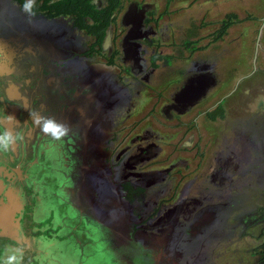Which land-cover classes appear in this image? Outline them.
<instances>
[{
  "label": "rangeland",
  "instance_id": "rangeland-1",
  "mask_svg": "<svg viewBox=\"0 0 264 264\" xmlns=\"http://www.w3.org/2000/svg\"><path fill=\"white\" fill-rule=\"evenodd\" d=\"M227 13H236L240 18L251 15L254 19L233 24L221 39L213 41L212 33ZM173 19L178 27L176 43L172 45L170 41L171 46L167 48L173 58L168 55L170 66L158 70L156 80L152 82L154 86L141 89V96L147 100H140L137 109H131L127 117V109L122 110L120 123L106 118L105 137L113 141L111 146L115 145L116 151L109 156L101 152L100 160L93 159L92 162L93 170L96 167L105 169L103 179L86 188L89 189L87 193L80 194V190L76 197H70V189L60 194H67L77 207L73 210H82L89 223L95 224L94 229L98 232L93 229L94 245L100 244L105 251L102 264H124L122 251L137 256L133 264L140 261V252L129 236L130 229L136 225L140 229V243L146 244L147 240L140 232L147 231L150 240L159 245L160 248L155 250L158 264H261L259 246L264 241V220L261 218L264 213V0H198L185 15ZM190 22L196 27L195 35H192ZM185 37L197 39L203 48L190 53L182 47ZM198 68L207 78L204 96L179 119L174 111L168 118L162 109ZM178 77L181 79L178 85L168 84ZM130 90L136 99V88L131 85ZM222 101L225 116H219L216 121L209 120L206 113ZM102 114L109 116L107 109ZM137 135L144 138L133 143L131 139ZM126 146V157L138 154V147L153 148L155 155L150 160L134 165L137 171L156 178L148 187L151 193L160 191L159 198L165 201L158 202L162 204L161 208L178 202H192L173 223L167 222L156 228H147L148 223L143 226L134 223L140 216V206L144 205V199L139 195L141 189L134 187V177H130L131 186L117 173L114 176L108 174L109 162H114L116 153ZM76 171L73 173L78 176ZM125 174L126 171L123 176ZM108 181L116 187V194L111 198L107 197ZM137 182L141 183L140 180ZM136 194L137 205L132 209L128 204L135 202L132 198ZM53 196H50L51 200L60 205L57 219L61 220L63 200ZM50 198L40 199L44 204L42 211L45 212V206L49 210V203H53ZM114 198L119 200L124 211L123 228L113 217L120 211ZM190 198H197V201ZM31 202L34 206V201ZM153 220L155 218L150 222ZM66 222L76 225L75 221ZM170 226L171 231L167 230ZM74 229L84 231L80 227ZM167 236L170 237L169 250L163 247ZM79 239L84 244L83 238ZM85 239L89 243L93 241L92 238ZM84 247L86 249V245ZM87 248L91 251L93 245L88 244ZM90 264L95 263L90 261Z\"/></svg>",
  "mask_w": 264,
  "mask_h": 264
},
{
  "label": "flooded vegetation",
  "instance_id": "flooded-vegetation-1",
  "mask_svg": "<svg viewBox=\"0 0 264 264\" xmlns=\"http://www.w3.org/2000/svg\"><path fill=\"white\" fill-rule=\"evenodd\" d=\"M42 17L43 15L38 14L29 18L21 10V5L17 0H0V42L10 44L14 48V54L12 51L10 55L7 53L4 55L0 52V62L4 61L5 63H2L5 66L4 69L0 70V133L7 129L19 136L12 149L0 152V264H6L7 258L12 255L20 259V264H43L44 262H46L45 264H53V262L75 264L71 251L73 252L76 248L78 254L75 253V250L74 254H77L79 259H84L86 257L84 246L88 244L85 237L92 238L93 241L90 244L101 253H99L100 256L98 254V259L100 257L101 260L102 255L105 256L104 249L99 247L100 244L94 245L96 238L92 232L94 230L98 232L97 229H94L96 228L95 224L89 223L88 217L83 215L82 210L74 211L73 207H77L70 199L72 196L76 197L80 190V194L87 193L89 189L86 188L96 184L103 177L102 173L105 169L100 170L96 167L97 169L94 168L95 170H93V159L100 160L101 152L109 156L113 150V152L116 151L115 145L111 146L113 141L105 137L107 131L106 118L120 123L123 118V113L120 112L126 108L125 117H127L131 113V109H137L140 100H147V97L141 96V89L154 86L152 82L156 80L155 70L158 67L150 66V47L140 39L142 35L138 34L139 39L136 43L131 42L126 37L124 28L118 26L114 29L111 28L113 44L109 49L102 47L98 53L88 52L90 57L87 52L76 54V57L73 56L74 60L71 58L70 50L66 51L64 56L66 61L71 59V62L77 66L73 73L68 71V65L63 57L51 61L46 60L48 57L39 56V60L45 58V61L38 62V58L33 59L34 55L30 54V51H26L25 47L29 42L32 43L33 37L47 35L48 29L46 27L51 25L42 21ZM50 36V40L55 42L56 47L62 46L64 43L55 36ZM7 56L8 58L12 57V59L4 60L3 58ZM79 56L83 61L78 60ZM94 57L104 58L106 66H119L121 69H127V72L124 71L126 75L124 74L116 80L110 77L104 78L107 76L105 73H108V69H104V77H102L100 71L90 69L88 59ZM162 66L168 65L163 64ZM200 69L198 68L195 75H189L187 82L172 95L171 102L162 109L165 116L170 118L174 111L176 119H179L191 108L190 106L195 105L204 96L208 83ZM74 75H78L80 79ZM111 75L109 73L108 76ZM49 78H57L58 80L53 81V85H51ZM179 78L168 84H177L181 80ZM121 83L122 85H118ZM131 85L136 88V99L132 97ZM11 86L19 88V97L11 98L9 96L8 92ZM25 98L29 104L33 102L32 107L26 109ZM110 98L113 99V104L108 103ZM153 108L154 105L151 110ZM105 109L108 110V117L106 114H102ZM33 111L67 122L71 125V133L60 141L53 140L50 136L42 133L34 123L33 117L30 116ZM9 115L14 118L9 119ZM152 116L156 118L154 114ZM178 121L180 122V120ZM79 134L81 140L78 142L82 141L90 145L86 147H90V150L84 154L85 158L84 155L76 151L77 149L74 150L75 146L71 144V141L76 140V135ZM143 138V136L137 135L131 141L134 143L136 139ZM127 147L116 153L114 162H109L111 165L108 168L110 170L108 174L114 176L117 173L118 177L119 175L122 177L123 182L130 185V177H134L135 179H132L134 187L141 189L139 195H141L142 200L144 199L141 200L144 205L140 206V216L134 223H140L139 226L148 223L147 228L151 226L156 228L167 222L173 223L178 215L186 212L188 205L192 202H178L172 206L161 208L162 204L158 202L165 201L159 198L160 191L151 193L148 187L156 178L137 171V166L134 165L137 162H144L146 159L150 160L155 155L152 152L153 148L138 147L137 156L126 157ZM91 155L94 157L90 158ZM75 170H77L78 176L74 175ZM125 171L127 174L123 176ZM70 177L71 180H69ZM64 180H67L68 183L71 182L69 187L71 198L65 193L60 194L62 191L69 190H65L67 185L61 184V181ZM137 180H140L141 183ZM108 182L106 185L107 190H109L107 197L111 198L116 194V187L111 181ZM121 191H123L122 188ZM52 194L56 198L60 196L63 200L60 210L62 213L61 220L57 219L60 205L56 203L57 201L51 200ZM41 196L48 200L50 198L53 203L50 205L48 202L49 209H51L49 219L37 221L33 214L36 210V216L39 219L42 218V214L44 216L49 211L47 206H45V212L41 210L44 206L40 202V199H43ZM137 196L138 194L133 196L134 199L132 198L135 202L128 204L131 205L132 209L137 205ZM190 199L197 201V198ZM31 201H34V206H32ZM118 201L114 198L115 205L120 211L113 217L114 220H118L117 225L119 224L123 228L121 221L124 211ZM148 202L151 203L147 204ZM134 209L137 211V207ZM154 218L155 220L150 222ZM66 221H75L76 225L71 226ZM123 221L125 222V220ZM78 227L84 231L78 232L74 229ZM136 227L138 225L129 231L131 241L140 252V261L136 264H158L159 257L155 250L160 248L159 245L150 240L147 231L140 232L141 236L147 240L146 244L140 243V229ZM171 227L167 230L171 231ZM48 229L54 231H48ZM161 232L163 231L161 230ZM79 237L83 238L84 244ZM169 240L170 237L167 236L164 246L162 245L164 249H170V246L167 247ZM47 246L50 247V250H47ZM121 254L124 264H133V260L138 259L135 254L131 255L127 251H122ZM75 260L78 259L75 258ZM114 261H116L115 258L113 263Z\"/></svg>",
  "mask_w": 264,
  "mask_h": 264
},
{
  "label": "crops",
  "instance_id": "crops-1",
  "mask_svg": "<svg viewBox=\"0 0 264 264\" xmlns=\"http://www.w3.org/2000/svg\"><path fill=\"white\" fill-rule=\"evenodd\" d=\"M197 1L198 0H126L124 2L122 9L117 15V20H116L115 25L112 27L113 29L116 26L124 28L125 33L127 35L126 37L128 38V40L131 42L134 41L135 43L139 39L138 34L139 35L141 34L142 36L140 37V39L144 42V44L146 45L148 44V46L150 47L149 48L150 49V52H149L150 66L153 67L154 65V66H157L159 69H161L164 67L162 66L163 64L170 66L169 65L170 62H167L168 55L171 58H173L172 54L167 53V48H169L171 44L173 45L176 43L175 38L177 35L176 31L178 30V27L175 26L176 23L174 22L175 20L173 19V17H176L177 15H185L186 11H188L192 7V5L196 4ZM185 5L187 7H185ZM42 21H46L49 23V25H51V26L46 27L48 29L46 31L47 35L33 37V40H31L32 43L29 42V44H27V46L25 47L26 51H30V54L34 55L33 59L38 58L37 60L38 62H43L45 61V58H43L42 60L41 59L39 60V56L48 57L46 58V60H51V61H55L56 59H59V58L61 59L63 57V59L66 61V58L64 56L66 55V51L68 50H70V52L72 53L71 58H73V56H75L76 54L79 55L84 52L85 53L87 52V55L89 56L88 52L90 49L91 37L87 35L84 30L74 27L73 18L71 16H58V17H54V18L52 17V18L46 19V17L43 15ZM189 25L191 27L190 29L191 30L193 29L192 35H195V30H196L195 25L192 22H190ZM77 34L79 35V37L76 36ZM50 35L55 36L58 40L64 41L62 46L59 45L58 47H56L55 42L50 40V37H51ZM187 40L194 41V42L198 41L197 39H191V38L187 39L185 37L183 38V41H182L183 48H185L184 43ZM170 41H171V44H170ZM71 49H73V51H71ZM11 51L14 54V48L10 44L0 42V52H2L3 54L7 53L8 55H10L12 54ZM98 52L100 51H97L94 53H98ZM156 56H158V58L155 60ZM3 59L4 60L12 59V57L8 58L7 56V57H4ZM72 60H74V58ZM78 60H82V58H80L79 56ZM88 61H89L90 69L91 70L97 69V72L100 71V74L102 75V77H104L103 70L108 69V73L107 72H106L107 74L105 73V76L106 75L107 76L104 78L110 77L116 80L125 74L124 71L127 72V69H123V68L121 69V67L119 66H106L104 58L94 57V58L88 59ZM2 63H4V61L0 62V70L2 68L4 69L5 67L3 66ZM66 64L68 65L67 67L68 71L70 70L72 73L73 71H76L75 67L77 66L75 65V63L71 62V59L67 60ZM157 69L155 70L156 76L158 73ZM77 71H79V69H77ZM109 73L112 75L108 76ZM58 75H61V74H58ZM77 76L78 75H74V77H77ZM77 78L80 79L79 76ZM49 79H50L51 85H53V81L58 80L57 78H49ZM114 80L113 82H115ZM175 80H178V79H173L172 81H175ZM118 85H122V83ZM18 89H19L18 87L11 86L8 92L9 96L11 98L19 97L20 93ZM112 101L113 99L110 98L108 100V103L113 104ZM25 102H26V109L32 107L33 102L29 104L26 98H25ZM104 102H106V100H104ZM76 140L73 139V141H71L72 146L73 145L75 146L74 150L77 149L76 151L79 152L80 154L87 153L90 150V147L86 148L88 147L87 145L89 144H87L86 142H82V141L78 142V140H81L80 134L76 135ZM84 141H87V140L84 139ZM81 148H82V151H81ZM71 179L72 178L70 177L69 180ZM61 184L67 185V188L65 190L70 189L69 187L71 186V182L68 183L67 180H64V181H61ZM50 210L51 209H49L48 213L42 216L41 219H39L36 216L37 210L33 214L35 215V218L37 221H40V220L43 221V220L49 219ZM87 243L90 244L89 241ZM92 249L93 250L88 251V248L86 246V249H85L86 257L84 259H79L77 254L76 255L74 254V250L76 251V248H74L73 252L71 251V255L73 254L72 258H74V262H76L75 264H88V262L90 264V261H93V263L95 264H102L100 257L98 259V254L100 252L94 246ZM47 250H50V247L47 246ZM76 257H78L79 261L75 260ZM50 261L52 262L53 260L51 259ZM45 263L46 262H44L43 264ZM53 264H59V262H56V263L53 262Z\"/></svg>",
  "mask_w": 264,
  "mask_h": 264
},
{
  "label": "trees",
  "instance_id": "trees-1",
  "mask_svg": "<svg viewBox=\"0 0 264 264\" xmlns=\"http://www.w3.org/2000/svg\"><path fill=\"white\" fill-rule=\"evenodd\" d=\"M22 5L25 0H17ZM126 0H36L33 11L35 15H45L48 18L58 16H71L74 27L84 30L92 39L89 53H94L102 49L104 38L115 25L117 15L122 9ZM254 19L249 15L246 18H240L236 13H227L220 21V26L212 33V40L218 41L233 24L244 20ZM199 41H186L184 46L190 53H194L203 47L199 46ZM158 56L155 57V60ZM207 117L211 121H216L219 116H225L223 101L214 110H209ZM201 152V156H202ZM264 210V208H263ZM264 220V213L261 215ZM259 254L260 262L264 264V241L260 244Z\"/></svg>",
  "mask_w": 264,
  "mask_h": 264
},
{
  "label": "clouds",
  "instance_id": "clouds-1",
  "mask_svg": "<svg viewBox=\"0 0 264 264\" xmlns=\"http://www.w3.org/2000/svg\"><path fill=\"white\" fill-rule=\"evenodd\" d=\"M36 0H25L21 5V10L29 16V18L35 16L33 11L35 7ZM33 117L34 123L40 128V131L47 136H50L53 140L60 141L64 137L69 136L72 131L71 125L67 122L57 120L55 117L48 115H41L39 112L33 111L30 113ZM13 119L11 115L8 117ZM19 139L18 134L14 135L11 131L5 129L0 133V152H6L12 149ZM6 264H20V259L15 255L9 256L7 258Z\"/></svg>",
  "mask_w": 264,
  "mask_h": 264
},
{
  "label": "water",
  "instance_id": "water-1",
  "mask_svg": "<svg viewBox=\"0 0 264 264\" xmlns=\"http://www.w3.org/2000/svg\"><path fill=\"white\" fill-rule=\"evenodd\" d=\"M113 44V31L112 29H109V31L107 32L104 41H103V49H109L110 47H112Z\"/></svg>",
  "mask_w": 264,
  "mask_h": 264
}]
</instances>
